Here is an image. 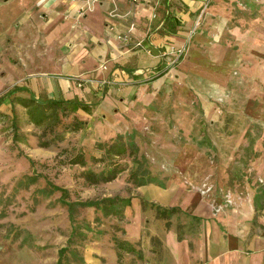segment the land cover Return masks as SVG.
Wrapping results in <instances>:
<instances>
[{"label":"rangeland","instance_id":"1","mask_svg":"<svg viewBox=\"0 0 264 264\" xmlns=\"http://www.w3.org/2000/svg\"><path fill=\"white\" fill-rule=\"evenodd\" d=\"M256 10H247L253 19L246 27L251 34L261 29L259 38L237 37L229 23L215 35L220 18L200 32V15L179 45L181 56L160 53L162 65L136 74L140 87L128 101L66 102L58 121H29L16 97L30 92L19 78H7L0 54V264H183L187 255L178 254L176 241L188 243L191 264H200L201 227L213 221L200 223L196 214L206 207L227 230L221 214L251 208L264 189V9ZM115 139L126 147L116 157L124 169L113 180L89 183L80 171L101 169L92 160L103 151L98 143ZM78 151L85 165L69 162ZM48 181L67 187L71 199L120 195L131 202L122 214L77 205L73 229ZM157 205L180 210L165 217ZM118 238L142 254L120 250Z\"/></svg>","mask_w":264,"mask_h":264},{"label":"crops","instance_id":"2","mask_svg":"<svg viewBox=\"0 0 264 264\" xmlns=\"http://www.w3.org/2000/svg\"><path fill=\"white\" fill-rule=\"evenodd\" d=\"M85 2L0 0V54L7 78H19L36 98L92 100L108 107L128 101L140 87L136 74L162 65L160 53L185 43L200 15L204 23L196 30L220 18L215 35L229 23L237 37L262 36L261 29L251 34L246 25L253 19L250 8L255 4L261 12L264 0H95L89 7ZM261 193L264 189L254 193L251 208L221 214L227 230L206 207L204 215L196 214L200 223L213 221L201 227L195 252L200 264H264ZM181 243L176 241L177 252L187 255L183 264H191L194 251Z\"/></svg>","mask_w":264,"mask_h":264},{"label":"trees","instance_id":"3","mask_svg":"<svg viewBox=\"0 0 264 264\" xmlns=\"http://www.w3.org/2000/svg\"><path fill=\"white\" fill-rule=\"evenodd\" d=\"M14 91V88L7 90L1 97L8 96ZM17 101L23 104L27 110L28 119L30 122L35 124H40L46 119L48 116H53L56 121L59 120V116H57V109L61 107L62 109L66 108V102L70 103L71 101H64L61 99H48V98H36L33 94H29V96H17ZM77 103H75L76 105ZM84 108H87L88 105L86 103L81 104ZM44 145L48 144V142L43 143ZM98 146L103 149L100 156H92V160L95 162H101L102 168L99 170H95L91 167L84 168L80 171V174L86 181L89 183H98V182H106L109 180H113L117 175L124 169L122 163L116 158L117 155H121L126 151V147L118 140L115 139L111 143H98ZM71 163H78L80 165H85L86 160L82 151L76 152L69 159ZM133 174V173H132ZM50 185V189H57L60 191V200L66 205L68 216L74 226V211L77 205L87 206V205H95L102 209L105 214H122L125 205L130 204L131 197H122L120 195L115 196H106L101 199H71L70 191L67 187L61 186L51 181H48ZM144 183V181L140 182ZM147 203V201H145ZM157 209L162 216L167 217V214L171 213L173 210H180V206L173 205L171 207H166L162 205H157ZM196 219L200 220L199 216H195ZM167 225L170 224V219H167ZM71 238V237H70ZM116 244L120 248V250L137 252L141 255V249L138 248L134 243L129 241L128 239H116ZM64 250V247H61L59 250V255Z\"/></svg>","mask_w":264,"mask_h":264},{"label":"built area","instance_id":"4","mask_svg":"<svg viewBox=\"0 0 264 264\" xmlns=\"http://www.w3.org/2000/svg\"><path fill=\"white\" fill-rule=\"evenodd\" d=\"M93 1H95V0H86L85 5H86L87 7H89V6L92 4ZM133 1L137 2L138 0H133ZM183 50H184V46H179V45L177 46V48H175V45H173V46L169 49V51H171L172 53H176L178 58H179V57L181 56V54L183 53ZM173 51H175V52H173Z\"/></svg>","mask_w":264,"mask_h":264}]
</instances>
